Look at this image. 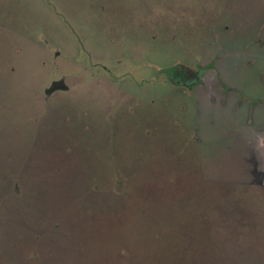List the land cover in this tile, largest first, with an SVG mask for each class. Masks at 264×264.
<instances>
[{
  "label": "rangeland",
  "instance_id": "obj_1",
  "mask_svg": "<svg viewBox=\"0 0 264 264\" xmlns=\"http://www.w3.org/2000/svg\"><path fill=\"white\" fill-rule=\"evenodd\" d=\"M0 264H264V0H0Z\"/></svg>",
  "mask_w": 264,
  "mask_h": 264
},
{
  "label": "flooded vegetation",
  "instance_id": "obj_2",
  "mask_svg": "<svg viewBox=\"0 0 264 264\" xmlns=\"http://www.w3.org/2000/svg\"><path fill=\"white\" fill-rule=\"evenodd\" d=\"M175 70H176V69H175ZM175 70H173V73H172L173 76L175 75V76H177L178 79H180L179 77H180V75H182V74H179V75H178V72H176ZM183 72H184V71H183ZM187 77H188V79H187ZM193 77H196L197 79H199L198 76H190V75H188V74H186V73H184V74L182 75L181 78H182V81L186 82V80H189V81L193 80V79H192Z\"/></svg>",
  "mask_w": 264,
  "mask_h": 264
},
{
  "label": "trees",
  "instance_id": "obj_3",
  "mask_svg": "<svg viewBox=\"0 0 264 264\" xmlns=\"http://www.w3.org/2000/svg\"><path fill=\"white\" fill-rule=\"evenodd\" d=\"M173 70H175V67H169V69L167 68V74L168 75H171V77L173 76ZM58 88V84L57 83H53L51 86H50V88H49V90L50 91H53V90H55V89H57Z\"/></svg>",
  "mask_w": 264,
  "mask_h": 264
},
{
  "label": "water",
  "instance_id": "obj_4",
  "mask_svg": "<svg viewBox=\"0 0 264 264\" xmlns=\"http://www.w3.org/2000/svg\"><path fill=\"white\" fill-rule=\"evenodd\" d=\"M194 79V78H193ZM193 81H195V80H191V81H189V82H193ZM186 82H188V81H186Z\"/></svg>",
  "mask_w": 264,
  "mask_h": 264
}]
</instances>
